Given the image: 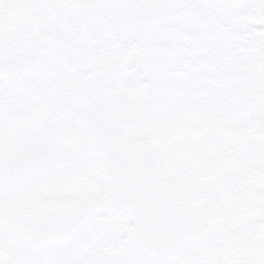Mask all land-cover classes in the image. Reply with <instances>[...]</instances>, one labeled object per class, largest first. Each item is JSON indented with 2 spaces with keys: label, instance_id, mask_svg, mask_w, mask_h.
<instances>
[{
  "label": "snow or ice",
  "instance_id": "obj_1",
  "mask_svg": "<svg viewBox=\"0 0 264 264\" xmlns=\"http://www.w3.org/2000/svg\"><path fill=\"white\" fill-rule=\"evenodd\" d=\"M0 264H264V0H0Z\"/></svg>",
  "mask_w": 264,
  "mask_h": 264
}]
</instances>
